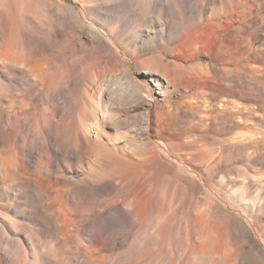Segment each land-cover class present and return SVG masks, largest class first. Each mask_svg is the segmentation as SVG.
I'll list each match as a JSON object with an SVG mask.
<instances>
[{
	"label": "bare ground",
	"instance_id": "1",
	"mask_svg": "<svg viewBox=\"0 0 264 264\" xmlns=\"http://www.w3.org/2000/svg\"><path fill=\"white\" fill-rule=\"evenodd\" d=\"M261 4L264 0H0V264H96L131 248L140 253L133 264H264V182L251 186L252 212L215 200L214 156L201 133L153 132L135 148L128 140L107 139L108 148L97 107L100 92L88 85L94 71L105 74L96 67L116 57L117 30L103 37L104 18L123 24L132 18L139 64L159 66L169 83L189 89L224 79L226 67L217 70L210 62L199 69L188 62L208 52L229 23L237 32L247 12ZM178 6L185 10L178 28L184 41L167 52L173 59L165 62V52L146 57V50L163 48L160 19H174ZM211 6L228 18L225 24L204 21ZM255 20L261 25L250 34L216 43L214 55L226 53L230 41L238 50L264 31V16ZM196 23L204 27L193 32ZM69 49L83 53V74H66L62 52ZM247 71L253 69L244 64L237 69ZM142 97L151 116L150 93ZM174 102L164 95L157 103L156 123L171 117L160 108L197 110L196 104ZM218 106L238 107L228 99ZM187 223L189 229L182 227ZM50 233L55 241L50 236L44 244L41 237ZM142 234L143 241L155 237L154 244H135Z\"/></svg>",
	"mask_w": 264,
	"mask_h": 264
},
{
	"label": "rangeland",
	"instance_id": "2",
	"mask_svg": "<svg viewBox=\"0 0 264 264\" xmlns=\"http://www.w3.org/2000/svg\"><path fill=\"white\" fill-rule=\"evenodd\" d=\"M174 12L176 13L174 19L166 17L160 19L163 48L146 50V57L150 58L159 52H165V62L173 59V56L167 52L184 41L178 28L182 23L179 12L185 15V10L178 6ZM216 12L214 6L206 8L204 21L210 19L212 22L225 24L228 18L216 15ZM262 15L264 16V4L259 5L253 12H247L243 25L238 27L237 32H233L237 25L233 22L229 23L221 33H217L218 37L214 39V43H211L208 52L200 53L188 62L190 67L199 69L210 62L215 64L217 70L223 67L228 69L223 80L218 78L211 82L203 81L189 89L183 84L174 86L169 83L159 66L139 64L134 57L135 43L132 42L134 37L130 36L134 21L132 18H127L125 24L115 18H104L99 25L103 37L109 36L108 31L117 30V36L113 41L116 57L115 61L97 66L96 70H104L105 74L102 76L94 71L88 85L94 87L93 91L97 88L100 92V99L96 101L102 117L105 118V123L101 125L102 132H106L105 145L109 148L107 139L121 141V144L127 143L128 140V143L132 142V147L135 148L148 142L150 140L148 135H153V132H177L179 135H184L186 132L193 135L201 133L206 136L205 141L214 156L215 166L210 180L211 196L218 202L229 203L242 212L245 210L252 212V204L256 202V191L251 186L257 181L264 182V31L254 35L252 40L243 41L238 50L234 48L236 45L234 41H230L231 45L226 53L214 55L213 49L219 41L227 42V37L234 39L237 34H250L252 29L261 25V22L255 19ZM188 19L195 21L194 18ZM202 27H204L203 23L199 25L196 23L193 32ZM256 52H260V55L254 56ZM62 56L67 58L65 68L68 76L84 73L83 61L86 59L83 53L76 54L74 49H69L64 50ZM78 56L80 58L77 61ZM226 62L227 64H224ZM241 64L247 65L248 68L253 69V72L237 73ZM148 92L152 115L164 95L171 96L175 101L174 105L196 104L197 110L185 113L178 111L173 105L172 108H160L163 112L169 111L171 117L169 121L162 118L156 123L154 117L147 114L148 106L144 105L142 95ZM170 92H174V95L169 94ZM227 99L235 101L238 107L230 109L218 106L221 101ZM215 116L223 117L229 123L213 120ZM236 118L239 120L236 121ZM140 132H145V135H141ZM225 139L227 142L224 141ZM257 158L258 160L255 161ZM153 180L154 178L150 177L148 181ZM196 195L201 196V193ZM248 203H251V208ZM184 204L188 210V198L185 199ZM188 216L187 212L184 217ZM183 226L189 229L190 223L182 224ZM47 236L41 237L44 244H48L50 236L51 239L55 238L52 233ZM144 237V234L136 237L135 244H143L144 247L154 244L155 237L143 241ZM53 241L55 240H51L50 243ZM179 244L184 245V240ZM117 251L118 254L114 251L106 258L97 260L96 264L119 262L133 264L140 254L134 248ZM166 257L168 258L167 255Z\"/></svg>",
	"mask_w": 264,
	"mask_h": 264
}]
</instances>
